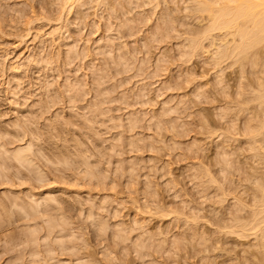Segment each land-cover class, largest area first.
<instances>
[{
    "label": "rangeland",
    "instance_id": "374dc122",
    "mask_svg": "<svg viewBox=\"0 0 264 264\" xmlns=\"http://www.w3.org/2000/svg\"><path fill=\"white\" fill-rule=\"evenodd\" d=\"M66 1L0 0V264L263 261L264 61L196 0Z\"/></svg>",
    "mask_w": 264,
    "mask_h": 264
},
{
    "label": "bare ground",
    "instance_id": "6f19581e",
    "mask_svg": "<svg viewBox=\"0 0 264 264\" xmlns=\"http://www.w3.org/2000/svg\"><path fill=\"white\" fill-rule=\"evenodd\" d=\"M62 1V0H61ZM65 1V0H64ZM68 1H69V3H70V1H74V0H67L66 2H67V4H68ZM76 1H78V0H76ZM225 1H227V2H223V0H222V3L221 2H219V1H216V0H213V1H208V0H196L195 2H196V6H195V11L194 12H199V13H203V15H204V13L205 14H207V16L209 17V21H208V25H207V27H205L204 28V30H203V32H202V35L204 36V34L203 33H207L208 32V34H210V31H214V30H216V32H217V30H222V31H225V32H227V34L229 35H227L228 36V38H230V35H231V37L233 38V42L231 41V43H229L228 42V38L226 39V37H225V39H224V44L225 45H227V46H225V47H222L221 49H220V51L219 50H217V51H219L218 53L220 54H217L218 56H219V58H221L219 61L220 62H222L223 60L225 61V59L226 58H229L230 59V57H232L231 59H235V61L234 62H236V61H238V63L241 61V60H247L248 59V57L250 56V55H254L253 56V58H255V59H253V60H250V61H253L254 63H257L256 61H260V63L262 62V60L264 61V59H262L263 57L262 56H264L263 54H258L257 53V51L258 50H252V49H254V48H256L257 49V47H259L258 49H260L261 48V46L264 44V0H225ZM98 2V1H97ZM119 2V1H118ZM194 2V3H195ZM73 3V2H72ZM99 3V2H98ZM102 3V2H101ZM100 3V4H101ZM66 4V3H65ZM66 4V5H67ZM87 4V3H86ZM66 5H65V7H66ZM74 5V4H73ZM120 5V4H119ZM123 5V4H122ZM63 6V5H62ZM102 6V5H101ZM73 7V6H72ZM158 7V6H157ZM194 7V6H193ZM191 8V7H190ZM64 9V8H63ZM66 9V8H65ZM72 9V8H71ZM66 11V10H65ZM62 12H64V11H62ZM198 13V14H199ZM195 14V13H194ZM193 14V15H194ZM161 15H163V14H161ZM166 15H168V14H166ZM188 15V14H187ZM191 15V14H190ZM189 15V16H190ZM200 16V15H199ZM165 17V16H164ZM188 17V16H187ZM193 17V16H192ZM198 17V16H197ZM203 17V16H202ZM202 19V18H201ZM172 20V19H171ZM197 21V20H196ZM203 22V21H202ZM201 22V23H202ZM168 27V26H167ZM203 27V26H202ZM205 31V32H204ZM169 33V32H168ZM213 33V32H212ZM225 34V33H224ZM160 35V34H159ZM192 35V34H191ZM190 35V36H191ZM200 37V38H203V40H205L204 38L205 37H207V35H205V37ZM210 36V35H209ZM212 37H214V36H212ZM216 37V36H215ZM237 39H239V40H237ZM191 38H192V36H191ZM210 38V37H209ZM235 38V39H234ZM198 39L199 38H197V40L196 41H198ZM207 39V38H206ZM215 39V38H214ZM200 40H202V39H200ZM202 40V41H203ZM221 40V39H220ZM235 40H237L236 42H235ZM187 41V40H186ZM195 41V43H194V45H193V43H192V40L190 41V43H192V45L190 44V46H192V48H193V46L195 47V50L196 49H199L200 48V46L203 44L201 41V43L200 42H196ZM215 41V40H214ZM214 41H212V42H214ZM216 41H217V39H216ZM223 41V40H222ZM230 41V40H229ZM206 42V41H205ZM208 42V41H207ZM215 43V42H214ZM222 43V42H221ZM223 43H222V45H223ZM229 43V44H228ZM232 43H234V44H232ZM216 44V43H215ZM262 44V45H261ZM217 45V44H216ZM224 46V45H223ZM204 47V46H203ZM220 47V46H219ZM263 47H264V45H263ZM194 49V48H193ZM201 49L203 50V48H202V46H201ZM215 49V48H214ZM262 49V48H261ZM205 50V49H204ZM207 50V49H206ZM209 50V49H208ZM252 50V52H256V55H258V57L260 56V55H262V56H260L259 58H260V60H259V58L258 57H255L256 55H255V53H253V54H251L250 53V51ZM197 51V53H199L198 52V50H196ZM195 51V52H196ZM199 51H201V50H199ZM216 51V52H217ZM194 52V51H193ZM195 52L193 53V55L195 54ZM202 52V51H201ZM215 52V53H216ZM259 52H261V50L259 51ZM63 53V52H62ZM196 53V54H197ZM250 53V54H249ZM264 53V52H263ZM184 54V53H183ZM188 54V53H187ZM64 56V55H63ZM187 56V55H186ZM189 56V55H188ZM213 56V55H212ZM217 57V56H216ZM236 57V58H235ZM245 57H247L246 59H244ZM250 57H252V56H250ZM249 57V58H250ZM206 58H208V57H206ZM225 58V59H224ZM238 58V59H237ZM258 58V59H257ZM237 59V60H236ZM227 60V59H226ZM219 61H218V63H219ZM231 61V60H230ZM217 62V61H216ZM245 62V61H244ZM218 63H216V64H218ZM237 63V62H236ZM237 63V64H238ZM243 63V62H242ZM253 63V64H254ZM264 63V62H263ZM262 63V64H263ZM222 64V63H221ZM226 64V63H225ZM228 64V63H227ZM240 64H241V62H240ZM261 64V65H262ZM242 65V64H241ZM251 65V64H250ZM216 66V65H215ZM219 66V65H218ZM221 66V65H220ZM239 66V65H238ZM234 68V67H233ZM257 68V67H256ZM63 69V68H62ZM264 69V68H263ZM258 71V70H257ZM227 72V71H226ZM217 73V72H216ZM228 74V73H227ZM130 75V74H129ZM223 76V75H222ZM219 79V78H218ZM217 79V80H218ZM225 80V79H224ZM223 80V81H224ZM263 84H260V88H257V91L259 92H257L256 91V95H258L257 96V103H259V104H261L260 106H262V103H264V79H263V82H262ZM252 85V84H251ZM106 86V85H105ZM243 86V85H242ZM221 87V86H220ZM259 87V86H258ZM103 88V87H102ZM220 89V88H219ZM259 89V90H258ZM58 90V89H57ZM214 90V89H213ZM235 90V89H234ZM254 90V89H253ZM75 93V92H74ZM98 93V92H97ZM252 93V92H251ZM254 93V92H253ZM258 93V94H257ZM107 94V93H106ZM255 95V96H256ZM198 96V95H197ZM78 97V96H77ZM102 97H103V95H102ZM252 97V96H251ZM191 98V97H190ZM143 100V99H142ZM254 100H256L255 99V97H254ZM49 101V100H48ZM99 101V100H98ZM259 101V102H258ZM225 105V104H224ZM244 106V105H243ZM246 106H247V104H246ZM246 106H244V107H246ZM250 106V105H249ZM242 107V106H241ZM104 108V107H103ZM261 108V107H260ZM112 109V108H111ZM264 108H262V110H263ZM40 113V112H39ZM255 114V113H254ZM130 115V114H129ZM237 115V114H236ZM46 116V115H45ZM102 117V116H101ZM259 117V116H258ZM257 117V118H258ZM262 119V118H261ZM263 119H264V117H263ZM139 120V119H138ZM250 121V120H249ZM255 121V120H254ZM256 122V121H255ZM250 123V122H249ZM254 123V122H253ZM260 123H261V127L263 128V124L262 123H264V120L263 121H261L260 120ZM206 124V123H205ZM247 126V125H246ZM259 126V125H258ZM259 126V128H257L256 130H255V128H253L254 129V133L255 132H257L258 131V129H260L261 127ZM52 127V126H51ZM58 127V126H57ZM256 127V126H255ZM261 128V129H262ZM260 129V130H261ZM264 130V129H263ZM40 131V130H39ZM226 132V131H225ZM247 132V131H246ZM251 133H252V131H251ZM250 133V134H251ZM253 133V134H254ZM258 133H260V131L258 132ZM8 134V133H7ZM247 134V133H246ZM249 134V135H250ZM251 134L252 136H254V137H252L251 135V137L249 136V138H253V140H254V138L256 137V135H259V134ZM132 136V135H131ZM36 137V136H35ZM260 137H261V135H260ZM39 138V137H38ZM248 138V139H249ZM59 139V138H58ZM258 139H259V136H258ZM75 141H76V139H74ZM78 140V139H77ZM247 140V139H246ZM252 140V139H251ZM257 141L258 140H256L255 139V143H257ZM29 142V141H28ZM36 142V141H35ZM252 142V141H251ZM77 143H79V142H77ZM259 143V142H258ZM261 143H262V141H261ZM63 144H64V142H63ZM74 144V143H73ZM254 144V143H253ZM25 145V144H24ZM119 145V144H118ZM256 145V144H255ZM258 145V144H257ZM20 146V145H19ZM65 146V145H64ZM75 146V145H74ZM77 146V145H76ZM81 146V145H80ZM80 146L79 147H77V148H80ZM254 146V145H253ZM259 147H260V144L258 145ZM62 147V146H61ZM251 147V146H250ZM255 147V146H254ZM21 148V147H20ZM18 149V150H16L15 152H13L15 155H14V157L19 161V162H22V160H29L28 159V157L27 156H25V152H24V149H26V148H24V149ZM66 148V147H65ZM260 148H262V146L260 147ZM251 149V148H250ZM256 149L257 150H259L258 148H257V146H256ZM262 149H264V147L262 148ZM77 150V149H76ZM75 150V151H76ZM80 150V149H79ZM81 150H83V149H81ZM255 151V150H253V151H255V152H259L260 153V150L259 151ZM44 151V150H43ZM70 151H71V149H70ZM263 151V150H262ZM5 152V151H4ZM23 152H24V154H23ZM42 153V152H41ZM62 153V152H61ZM262 153V152H261ZM62 154H64V153H62ZM78 154H79V152H78ZM98 154V153H97ZM242 154V153H241ZM257 154V156H259V154L258 153H256ZM83 155V154H82ZM58 156V155H57ZM260 156H263V154H260ZM27 157V158H26ZM82 157V156H81ZM225 157V156H224ZM26 158V159H25ZM35 158V157H34ZM77 158V157H76ZM83 158H84V156H83ZM82 158V159H83ZM53 159V158H52ZM80 159V158H79ZM87 159V158H86ZM262 159L264 160V156L262 157ZM261 159V160H262ZM26 160V161H27ZM31 160V159H30ZM81 160V159H80ZM32 161V160H31ZM48 161V160H47ZM51 161V160H50ZM31 163V162H30ZM38 163V162H37ZM61 163V162H60ZM200 163V162H199ZM239 163V162H238ZM263 164H264V162H263ZM90 166V165H89ZM204 166V165H203ZM43 167V166H42ZM15 168V167H14ZM218 169V168H217ZM224 169H226V168H224ZM1 170V169H0ZM4 170V169H3ZM39 170V169H38ZM42 171V170H41ZM40 171V172H41ZM44 171V170H43ZM46 171V170H45ZM91 171V170H90ZM209 171V170H208ZM39 173V172H38ZM200 173V172H199ZM209 173V172H208ZM260 174V173H259ZM40 175V174H39ZM109 175V174H108ZM211 175V174H210ZM222 175V174H221ZM264 175V174H263ZM262 175V177L264 178V176ZM10 176V175H9ZM44 176V175H43ZM87 176V175H86ZM85 176V177H86ZM202 176V175H201ZM211 176H213V175H211ZM210 176V177H211ZM231 176V175H230ZM257 176V175H256ZM42 177V176H41ZM96 177V176H95ZM99 177V176H98ZM102 177V176H101ZM225 177V176H224ZM2 178V177H1ZM92 178V177H91ZM215 178V177H214ZM44 179V178H43ZM208 179V178H207ZM260 179H262V178H260ZM39 180V179H38ZM214 180V179H213ZM263 180V182H261L262 184H260L259 183V186H258V188H257V191H259V196L258 197H260V202H258V204H256V206L257 205H259V207H258V209L255 211V213H254V215H253V217H252V219L254 220V218H255V220L254 221H256L255 223H254V221H253V223H252V221H251V224H250V226L248 225V222H246L247 223V225L249 226V227H253L252 229H254V232H255V229L257 230V229H259V231L257 232V233H260V236H261V238H262V240H261V238H259L261 241V243L262 244H260V245H258V248H260V253L261 254H263L264 255V252H262V251H264V225H261V224H264L263 222H264V185H263V183H264V179H262ZM41 180H39V182H40ZM50 181V180H49ZM206 181V180H205ZM208 181V180H207ZM215 181H217V180H215ZM252 181V180H251ZM260 182V181H259ZM102 183V182H101ZM256 185H258V184H256ZM260 185H262V186H260ZM56 186H58V185H56ZM254 186V185H253ZM54 187V186H53ZM261 187V188H260ZM263 188V189H262ZM220 189H222V188H220ZM262 190V192L260 191V190ZM33 190V189H32ZM222 191H224V190H222ZM46 192V191H45ZM222 193V192H221ZM257 193V192H256ZM261 194V195H260ZM224 195H225V193H224ZM51 196V195H50ZM54 196V195H53ZM52 196V197H53ZM222 196H223V194H222ZM226 196V195H225ZM231 196V195H230ZM228 197V196H227ZM50 198V197H49ZM238 198V197H237ZM51 200H52V198H50ZM159 199V198H158ZM225 199V198H224ZM48 200V199H47ZM256 200V199H255ZM258 200H259V198H258ZM257 200V201H258ZM55 201V200H54ZM221 201V200H220ZM238 202V201H237ZM240 202V201H239ZM254 202V201H253ZM46 204V203H45ZM244 204V203H243ZM246 205V204H245ZM74 207V206H73ZM150 207V206H149ZM256 207V208H257ZM40 208V207H39ZM255 208V209H256ZM13 209V208H12ZM252 211H254V210H252ZM170 212V211H169ZM166 213H167V211H166ZM165 213V214H166ZM218 213V212H217ZM221 213V212H220ZM45 214V213H44ZM169 214V213H168ZM182 214V213H181ZM180 214V215H181ZM164 215V214H163ZM184 215V214H183ZM248 215V214H247ZM176 216H178V215H176ZM188 216V215H187ZM250 217V218H251ZM38 218V217H37ZM180 218V217H179ZM188 219V218H187ZM195 219H196V217H195ZM198 219V218H197ZM236 221V220H235ZM242 221V220H241ZM240 221V223H242ZM61 222V221H60ZM196 222V221H195ZM238 222V221H237ZM65 223V222H64ZM63 223V224H64ZM193 223V222H192ZM240 223L238 222L237 223V225H240ZM260 224V225H258V224ZM52 224V223H51ZM232 224V223H231ZM198 225H199V223H198ZM252 225V226H251ZM65 226V225H64ZM194 226V225H193ZM230 226V225H229ZM234 226H236V225H234ZM233 226V227H234ZM248 226H246V224L245 225H240V226H237V228L238 227H240V229L241 228H243V231L246 229V227H248ZM260 226V227H259ZM62 227V226H61ZM102 227H104V226H102ZM247 228V229H250V230H252L251 228ZM256 227V228H255ZM228 228V227H227ZM105 229V228H104ZM223 229V228H222ZM233 229H236V228H233ZM239 229V230H240ZM31 230H32V228H31ZM35 230V229H34ZM220 230V229H219ZM224 230H225V228H224ZM238 230V231H239ZM242 230V229H241ZM233 230L231 229V231L230 232H232ZM33 232V231H32ZM235 232V231H234ZM233 232V233H234ZM245 232V231H244ZM244 232H241L240 231V233L239 234H241V233H244ZM206 233V232H205ZM238 233V232H237ZM249 233V232H248ZM238 234V235H239ZM245 234H246V232H245ZM251 234V233H250ZM250 234H249V236H250ZM255 234V233H254ZM130 235V234H129ZM236 235V234H235ZM238 235H237V237H238ZM256 235H259V234H256ZM256 235H255V237H256ZM162 237V236H161ZM244 237V236H243ZM254 237V236H253ZM206 239H207V237H205ZM211 239V238H210ZM218 239V238H217ZM178 246V245H177ZM262 248H261V247ZM144 247V246H143ZM255 247V246H254ZM139 248V247H138ZM140 249V248H139ZM112 250V249H111ZM180 250V249H179ZM257 250V249H256ZM258 251V250H257ZM157 253V252H156ZM153 254H155V252L153 253ZM258 254V253H257ZM156 255V254H155ZM259 255V254H258ZM264 257V256H263ZM247 259V258H246ZM256 259V258H255ZM262 260V259H261ZM42 263V262H41ZM251 263V262H250ZM255 263V262H254ZM256 263H257V260H256ZM251 264H253V263H251ZM257 264H264V258H263V261H261V262H259V263H257Z\"/></svg>",
    "mask_w": 264,
    "mask_h": 264
}]
</instances>
